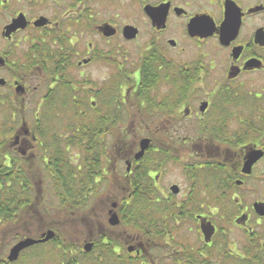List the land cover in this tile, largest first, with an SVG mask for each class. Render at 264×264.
<instances>
[{"label":"flooded vegetation","instance_id":"1","mask_svg":"<svg viewBox=\"0 0 264 264\" xmlns=\"http://www.w3.org/2000/svg\"><path fill=\"white\" fill-rule=\"evenodd\" d=\"M196 20L201 37L188 31ZM123 136L137 139L135 151L117 150ZM144 139L150 148L136 160ZM171 162L185 171L184 194L163 185ZM89 165L97 172L88 209L99 207L105 226L92 224L88 209L71 211L84 227L82 250L107 237L122 245L115 252L125 264H264V216L255 209L264 205V0H0V188L13 177L32 192L14 216L31 221L24 235L56 238L52 222L70 217L43 193L56 173L67 180ZM137 172L156 204L204 210L159 215L161 235L137 237L120 213Z\"/></svg>","mask_w":264,"mask_h":264},{"label":"trees","instance_id":"2","mask_svg":"<svg viewBox=\"0 0 264 264\" xmlns=\"http://www.w3.org/2000/svg\"><path fill=\"white\" fill-rule=\"evenodd\" d=\"M66 128L75 129V127L72 126ZM80 128H83L86 130L87 134L91 135L96 126L93 124H81ZM97 128L96 132L99 130V127ZM70 134L74 135L76 132H70ZM122 139L124 140H121L116 144L117 150L124 144H127L126 139L128 138L123 136ZM150 153L148 156L150 155L151 158L156 157L155 154ZM141 165L142 163H139L135 166L138 168ZM85 168L86 169L83 173H81L82 176H78L80 175L79 173L75 174L72 170H69L67 180H64L65 176L62 175V173H56L54 177H52L56 186L53 184L51 195L59 199L62 203V206L58 205L57 208H62L63 210V207H66V211L70 218L68 219L67 224H62V226H59V223L52 222L53 226L57 225L56 227H53V229H56L57 231L56 238L49 244H42L25 250L21 254L19 261L13 264H125L120 261L121 258L117 257V253L115 252L116 248L118 246L122 247V245H119L120 243L118 244V242L116 244V240L113 238L106 237L105 239L104 237H100L96 240L94 249L89 253L82 250V245L78 242L79 239H81V231H84V227H81L76 216L70 213L72 211L77 214L80 210L83 212L88 209L89 201L87 200V196H90V191L87 189L88 179L90 180L89 184H93L92 177L95 176V173L97 172L94 166L89 165ZM140 175L141 172H137L133 175L135 177L134 180L136 181V185L134 186L135 189L131 191L132 201L129 205L123 204L120 212L121 215H123L121 218L123 225H129L130 228L127 229L135 232L137 237H142V239L145 240L148 238L156 239L155 237H159L162 230L166 229L161 227L163 221L160 219L161 217L159 215L168 214L184 216L193 213L192 215L194 216L195 214H200L204 210V208L199 206L190 207V205L187 204H156L158 193L154 187L151 186L150 182H147L145 187H141ZM188 175L190 176V174ZM3 177L6 178V176ZM84 180H86L87 184H85ZM9 181L14 183L12 187L8 188L5 183L7 181L5 180L3 182V187L0 188V207L4 210V212L0 211V217L3 219L0 223V229L10 227L13 228L12 230H15V228H19V230L18 232H8L9 234H5L6 236H0V264H12L7 262L5 251L8 247L12 245L14 246V244L19 241L28 238L23 234L22 227L25 222H27V224L31 222L26 217H23L22 214L19 215L18 219H15L14 216L17 213V208H19V210L23 208V203H21L22 200L32 199V192L21 188L18 182L13 181V177L10 178ZM96 195L97 194H95L94 197ZM15 200H19L20 203H15ZM73 221L76 222V226L80 225L78 235L73 231V227L75 226H73ZM65 233H67V235ZM122 259H127V256ZM135 264H140V262L135 261Z\"/></svg>","mask_w":264,"mask_h":264},{"label":"water","instance_id":"3","mask_svg":"<svg viewBox=\"0 0 264 264\" xmlns=\"http://www.w3.org/2000/svg\"><path fill=\"white\" fill-rule=\"evenodd\" d=\"M147 9H149L148 11L153 17L157 16V18H158V16H160V14H163V11H161L159 9H151L149 7H147ZM199 22H200V20H196L192 24L190 23V25L187 26L189 34L191 37H197V36L201 37V36L205 35V31L202 29V26L199 25ZM127 30H131V28H128ZM129 33H131V35H133L132 37H135V35H136V32L134 30H133V32H129ZM150 143H151V141L149 139H144L140 142V152L138 154H136V157H135L136 160L141 159L144 156L145 152L147 150H149L150 145H151ZM251 160L253 163L254 161L257 160V158H253ZM171 191L173 192L174 195H177L180 192V190L177 186H173L171 188ZM255 209L257 210L256 212L258 214H260L261 216H264V205H255ZM109 215H110L109 224L111 226L119 225L120 222L118 219L119 218L118 215L115 213H112V212H110ZM207 225L208 226L206 228H203V231L206 235L207 234L211 235L214 228L210 224H207ZM54 238H55V233H53L52 231H49V232H46V234L43 233L42 239H40V240H34V239L29 238V239L23 240V242L21 241L18 244H15V246L12 247V249L10 250V253L8 255V262L14 263V262L18 261L21 253L23 251H25L26 249L33 247V245L35 246L38 244H45ZM92 248H93V244L88 243L85 246L84 250H85V252H90V251H92Z\"/></svg>","mask_w":264,"mask_h":264},{"label":"rangeland","instance_id":"4","mask_svg":"<svg viewBox=\"0 0 264 264\" xmlns=\"http://www.w3.org/2000/svg\"><path fill=\"white\" fill-rule=\"evenodd\" d=\"M151 1H154V0H151ZM171 21L172 22H179V20H177L176 18H172L171 19ZM179 23H181V22H179ZM178 31H180L179 33L178 32H175V33H177L178 35H179V38L180 37H182L183 35H182V33H181V29H179ZM133 49V48H132ZM138 129H140V128H138ZM134 135V134H133ZM139 134H137V136H138ZM126 145H129L130 147H131V149L133 150V151H135L136 149H137V147H138V141H137V139L136 138H134L133 136H131L129 139H128V141H127V144ZM137 146V147H136ZM156 158L157 159H159L160 158V155L159 156H156ZM164 159L165 158H167V157H163ZM174 158V157H173ZM171 159V158H170ZM170 168H168V170L166 171L167 173H166V175H165V178H164V180H163V185L165 186V187H167V188H169L170 186H171V184H174V185H178L180 188H181V190H182V193L184 194V193H186V191H188V189H187V186L189 185L188 184V181H187V179H186V177H185V175L183 174V173H185V171L182 169V165H181V163L180 164H178V163H176L175 164V162H171L169 165H168ZM168 191V190H167ZM167 191H166V194H167ZM105 192V191H104ZM43 195L45 196V198H50L51 197V201L53 200V199H57L56 197H54V196H52L51 195V191L50 192H48V194L45 192V193H43ZM102 198H104V193H100L98 196H97V198H95L96 199V201H98L97 203L99 204L100 203V200H102ZM180 199V198H179ZM93 203V202H92ZM88 211L89 212H92V220H95V222L94 223H92V224H96L97 225V223H100V225L102 226V228L105 226V222H104V220H102V210H100V208L99 207H96L95 206V204H92L91 206H90V209H88ZM86 212V211H85ZM86 214H88V212L86 213ZM85 214V215H86ZM76 222H74L73 221V226H71V227H73L74 229H73V231H75L76 232V234L78 235V233H79V231H80V229H79V226L81 225V223H80V225L79 226H76V224H75ZM91 225V222H88V221H84V226L85 227H89ZM36 228H38V226L36 225ZM194 231H195V236H196V238H195V241H196V243H197V235H198V230H197V228L196 227H194ZM7 232H8V227L7 228H1L0 229V236L2 235V236H6L5 234H7ZM82 232V231H81ZM8 236V235H7ZM33 238V237H32ZM37 239V238H36ZM1 246V245H0ZM13 246V245H12ZM12 246H10V247H8V249L5 251L6 252V255H5V257H7V255H9V252H10V250H11V248H12ZM3 250V249H2Z\"/></svg>","mask_w":264,"mask_h":264}]
</instances>
